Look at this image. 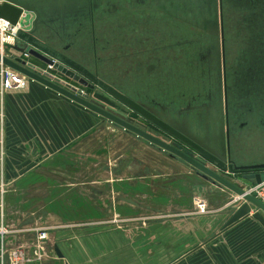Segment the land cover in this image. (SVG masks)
Listing matches in <instances>:
<instances>
[{"label":"crops","instance_id":"1","mask_svg":"<svg viewBox=\"0 0 264 264\" xmlns=\"http://www.w3.org/2000/svg\"><path fill=\"white\" fill-rule=\"evenodd\" d=\"M3 26L0 20V28ZM85 37L57 41L61 46L72 45L70 51L77 44L84 48L86 42L89 50L83 53L78 49L77 56L82 61L101 59L99 23L89 26ZM4 46L7 57H22L11 45ZM175 56L179 59L177 54L154 59L172 67ZM27 60L35 67L48 68L38 60ZM5 67L0 62V231L6 232L3 240L7 248L32 250L38 232L47 229L45 257L35 264H106L110 259L109 264H137L136 243L122 244L115 238L129 229L130 234L140 229L167 237L171 220L165 222V217L171 215L184 226L193 220L196 198L205 196L210 215L217 218L213 221L217 228L220 220L215 234L179 256L147 264H264L263 211L249 202L236 205L238 196L225 193L190 166L171 161L133 133L38 84L3 90L1 71ZM128 75L130 84L125 89L151 101L146 93L154 85L153 76ZM171 79L172 72L164 73V82H170L174 93L183 82ZM84 90L91 98L118 109L112 99L98 95L99 90ZM262 128L255 131L264 133ZM247 143L250 146L237 143L235 152L253 153L254 147L249 140ZM139 217H162V223L147 220L149 225L140 228L116 225L118 219L136 221ZM157 248L164 251L170 246L162 242ZM125 249L130 250L128 259L134 257L133 263L125 258L121 262ZM102 257L108 259L102 261Z\"/></svg>","mask_w":264,"mask_h":264},{"label":"flooded vegetation","instance_id":"2","mask_svg":"<svg viewBox=\"0 0 264 264\" xmlns=\"http://www.w3.org/2000/svg\"><path fill=\"white\" fill-rule=\"evenodd\" d=\"M12 1L27 4L34 10L38 40L43 44L53 43L57 50L69 56L79 58L78 49L86 53L87 48L77 44L76 49L70 51L72 45L61 46L58 41L83 38L89 26L99 23L101 59L95 58L92 62L79 58L86 67L95 73L101 72L102 80L131 99L155 109L172 130L206 154L210 155L209 148L230 157L227 165L233 161L235 165L246 167L264 164L256 160L236 161L234 152L237 143L246 144L242 135L247 130L264 127V0ZM238 6L243 9L237 10ZM175 23L185 30L184 35L170 36L169 27ZM215 23L217 34L207 33L205 29H214ZM171 39L178 41L173 44L176 48L177 45L184 47L185 56H179L178 61L184 63L187 57L190 59L191 79L180 83L174 93L164 82V73L172 72L175 65H163L161 60L154 59L169 54ZM128 74L142 79H146L147 74L153 76L154 85L146 93L151 101L125 90L124 84H130ZM101 97L112 99L119 106L118 110L143 123L151 135L203 163L196 147L140 119L102 91ZM153 146L171 161L190 166L203 179L224 190L184 160ZM218 173L232 181L233 175ZM245 175L240 174L243 178Z\"/></svg>","mask_w":264,"mask_h":264},{"label":"water","instance_id":"3","mask_svg":"<svg viewBox=\"0 0 264 264\" xmlns=\"http://www.w3.org/2000/svg\"><path fill=\"white\" fill-rule=\"evenodd\" d=\"M33 12L34 10L27 4L17 3L12 0H0V20L7 24L8 29L18 25L21 27L13 47L17 51L25 54V58L7 57L0 50V62L3 65L25 75L31 80H34L36 84L78 107L91 111L100 118L107 119L118 125L120 128L135 134L137 137L179 157L197 169L204 178L213 179V181L221 187L232 191L238 197L243 198L245 201L253 204L259 210L264 212V202L258 199L256 193H246L244 188L234 184L232 181H229L218 173H229L231 175L246 174L244 179L249 181L253 186H264V164L246 167L235 165L233 161L227 165V161H231L230 157L227 158V156L220 155L219 152L209 148H207V152L210 153V155L206 154L200 148L194 146L184 138L180 133L178 134L172 130L169 125L159 118L160 114L155 109L145 106L140 101L131 99L121 91L117 90L114 86L102 80L101 72L98 74L91 71L78 57L69 56L60 52L56 49V46H54L53 43H51V45L43 44L38 40L37 26L34 24ZM205 30L211 35H216V23L214 29L206 28ZM22 44H25V47H21L20 45ZM27 57L40 61L48 68H51L54 72L62 75L84 89L91 91H96L97 89L99 90L98 95H101L102 91L122 105L125 110L138 115L140 119L159 127L163 131L170 132L175 136L177 135L181 141L198 149L201 153L203 163L151 135L145 130L146 126L143 123L130 118L124 111L109 106L95 97L87 100L85 97L79 96L62 87L61 84L50 81L48 78L42 76L40 72L36 71L34 65L28 62ZM57 255L60 258L63 257L59 252Z\"/></svg>","mask_w":264,"mask_h":264},{"label":"rangeland","instance_id":"4","mask_svg":"<svg viewBox=\"0 0 264 264\" xmlns=\"http://www.w3.org/2000/svg\"><path fill=\"white\" fill-rule=\"evenodd\" d=\"M238 9L241 10V9H243V7L238 6L237 10ZM251 9L252 8H250V10ZM176 33L179 36L180 34L184 35L186 32L183 28H180L179 25H177L176 23L171 24L169 27L170 36H174ZM97 36L99 39L100 35L97 34ZM84 37L85 36L83 35L82 39H84ZM0 39H1V37H0ZM171 40H173V39H171ZM99 44H100V41H99ZM177 44H178V41H177ZM10 45H11V47H13L15 44L7 43V44H5L4 47H7V46L10 47ZM83 46L89 49L88 43L83 44ZM81 47H82V45H81ZM0 50L4 54L5 48H3V46H2V41H0ZM15 51L17 52V54H23L21 56L24 57V55H25L24 53H20L17 50H15ZM170 54H177L178 56L183 57L184 47L182 48V46L177 45V48H176L175 46L170 45L169 55ZM5 56H7V55H5ZM29 58H31V57H27V59H29ZM31 59H34V58H31ZM171 61L173 64H175V65L177 64L176 67H174L172 69L171 81L184 82L185 80H187L186 83H188L191 79V77L189 76V72H188V69L190 66L189 57L186 58L184 63L178 62L177 56H175ZM185 65H186V67H184ZM188 76H189V81H188ZM110 80L112 82H114V80H112V79H110ZM168 84H170V82H168ZM124 85L127 86L128 84H124ZM168 88H172V87L169 85ZM187 88L192 90V91L196 90V88H192V89L190 87H187ZM125 90L128 91V88ZM246 132L247 133H244L242 135L243 140H245V142L247 144L245 146H250L247 143V141L249 140L251 143V146L254 147V152L253 153H238V152L234 151L236 154L235 156L239 157L241 159H244V160H256L257 162H264V138H263L264 133L261 131L260 132H257V131L253 132L252 130H247ZM164 155H165V153H164ZM155 157H157V156H155ZM231 177L233 179L232 182L234 184H236L238 186H240V185L243 186L242 188H244L245 190H248L252 186V184L249 181L245 180L240 175H233ZM223 191H225V193H228L230 195L237 196L235 193H233L232 191H230L228 189L224 188ZM204 197L201 196V198H204ZM205 200L208 202V208H207L208 212L205 214L199 213L197 211L196 203L194 202V206L196 209L193 210V214H194V216H192L193 220H190L189 222L185 223L184 226L179 225L176 222V221H178V219L173 218L171 215L168 217H165V218H167V219H165V222L171 220V224L168 227L169 229H167L170 234L167 237L162 236L161 232L158 233V231H157V233L156 232L151 233L150 231L147 232V230H140V229H138L137 234H130L129 233L130 229H129L126 234H121V235L119 234L120 236L117 237V239L115 238V241L116 242L119 241L122 244H125L126 242H129V241H132V243H136V245H137L136 263L137 264H147L149 261L154 260V259L159 262L162 259L167 258V257L171 258V257L179 256V255L183 254L184 252L188 251V249L190 247H192V246L194 247L197 244H200V243L208 240L211 236H213L215 234L216 230L218 228H220V226H219L220 220H218V224H219L218 228L216 225L213 224V221H215V219H217V218H216V216L210 215L211 208H210L209 199L208 200L205 199ZM243 202H247V201L242 199L239 202L237 201L236 205L243 203ZM161 219H162V217H158V219L156 217L153 220H155L154 222H161L162 223ZM147 220H152V219H147L145 217H139L135 221V219L124 218V219H118L116 222V225L117 226H119V225L137 226L138 228H140V227H146L149 225V223H147ZM156 220H158V221H156ZM162 226H163V224H162ZM144 229H146V228H144ZM40 231H46L49 233V231L47 229H43ZM179 231L181 232V234H178ZM162 242H164L165 245L167 244V246H170V248L166 249L164 251H162V249L157 248V245L160 246L162 244ZM150 245H154V247H153L154 249H152V248L149 249V247H151ZM205 251L207 252V250H205ZM112 252H113V250H111V253ZM128 252H130L129 249H127V251H126V249H125V251H122L121 262L124 263V258L127 259L128 261H131L132 263L135 261L134 257L130 260L128 259V257L130 256L128 254ZM134 252H135V250H134ZM149 254H153V256H151ZM208 254H210L209 250H208ZM189 257H190V255H189ZM107 259H108L107 257H102L101 260L104 261ZM111 261H112L111 259L106 261V264H109Z\"/></svg>","mask_w":264,"mask_h":264},{"label":"built area","instance_id":"5","mask_svg":"<svg viewBox=\"0 0 264 264\" xmlns=\"http://www.w3.org/2000/svg\"><path fill=\"white\" fill-rule=\"evenodd\" d=\"M21 27L18 25L16 27H12L8 29L7 24L4 23V26L0 28V37L2 41V46L5 44H15L17 40V36ZM36 71L40 72L42 76L48 78L52 82H57L61 84L62 87L68 89L69 91L85 97L87 100L91 98V96L86 93V91L73 84L70 80L67 81V78L64 79L63 76L54 72L51 68L41 69L39 67H35ZM1 82L3 90H23L29 83L36 84L34 80L29 79L25 75L9 68H2L1 71ZM246 193L249 194H257L259 200L264 202V186H251L248 190H245ZM243 198L237 197L235 202L241 201ZM197 211L199 213L205 214L208 212V202L201 197H197L195 200ZM6 232L0 231V264H35L38 261H42L45 257L46 253V241L49 238V233L46 231H39L36 237V245L32 250L25 248H15L9 249L6 247L4 243V236Z\"/></svg>","mask_w":264,"mask_h":264}]
</instances>
